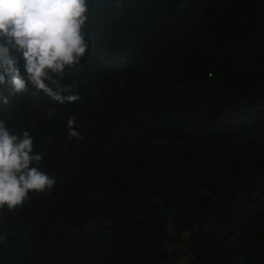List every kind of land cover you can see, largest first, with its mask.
I'll use <instances>...</instances> for the list:
<instances>
[{
	"label": "trees",
	"instance_id": "16d2710c",
	"mask_svg": "<svg viewBox=\"0 0 264 264\" xmlns=\"http://www.w3.org/2000/svg\"><path fill=\"white\" fill-rule=\"evenodd\" d=\"M86 4L85 54L45 80L78 101L0 86L56 178L0 209V264H264V0Z\"/></svg>",
	"mask_w": 264,
	"mask_h": 264
},
{
	"label": "clouds",
	"instance_id": "9594fccd",
	"mask_svg": "<svg viewBox=\"0 0 264 264\" xmlns=\"http://www.w3.org/2000/svg\"><path fill=\"white\" fill-rule=\"evenodd\" d=\"M86 12V0H0V86L8 82L6 73H15L12 94L24 92L26 83H31L61 105L78 101L79 94L70 87L53 90L45 80L51 79L49 73H63L66 66H74L85 54L81 30ZM10 50L20 53L26 79L14 68ZM76 121V115L69 114L65 127L68 138L78 142L83 137ZM42 160L40 153L33 152L28 130L10 133L0 120V209L6 205L15 210L30 192L52 191L56 178L33 165Z\"/></svg>",
	"mask_w": 264,
	"mask_h": 264
}]
</instances>
